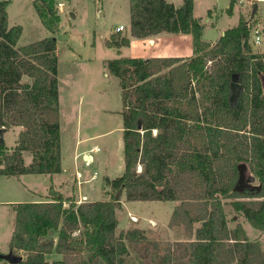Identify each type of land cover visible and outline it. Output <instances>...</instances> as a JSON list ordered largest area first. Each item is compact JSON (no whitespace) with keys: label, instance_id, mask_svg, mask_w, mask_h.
<instances>
[{"label":"trees","instance_id":"16d2710c","mask_svg":"<svg viewBox=\"0 0 264 264\" xmlns=\"http://www.w3.org/2000/svg\"><path fill=\"white\" fill-rule=\"evenodd\" d=\"M7 4L0 1V130L21 131L11 153L0 142V176L52 177L62 171L56 39L18 46L22 27L8 26ZM128 4L131 37L191 35L193 55L105 62L121 91L123 172L105 178L109 199L77 203L73 195L49 192L45 201L17 204L10 252L25 254L19 264H93L96 259L129 264L127 245L147 238L139 229L116 234L115 211L124 193L125 202H178L168 227H182L194 237L167 244L153 264H264L260 243L239 223L229 229L224 210L228 203L253 228L264 230V53L252 51L243 18L217 42L206 43L192 0L177 6L165 0ZM33 5L55 35L60 20L54 0ZM232 8L233 0L227 12ZM105 45L128 47V34H112ZM23 77L31 82H22ZM233 79L241 91L231 106ZM24 151L32 155L29 166L23 164ZM240 164L260 182L256 192L237 191ZM51 254L61 258L48 263Z\"/></svg>","mask_w":264,"mask_h":264},{"label":"rangeland","instance_id":"374dc122","mask_svg":"<svg viewBox=\"0 0 264 264\" xmlns=\"http://www.w3.org/2000/svg\"><path fill=\"white\" fill-rule=\"evenodd\" d=\"M7 2L6 14L8 26H21L22 34L18 46H25L45 38L56 39V55L58 58V96L61 106L60 145L65 156L64 166L67 181L74 182L77 169L80 173L92 174L93 183L85 185L87 179L76 180L75 188H83L88 200L99 201L109 199L110 187L105 178L112 180L119 177L124 169L122 145V106L121 91L118 79L110 75L104 60L118 59L115 52L104 46V38H110L115 28L129 22L128 0H54V10L59 16L58 30L55 35L42 24L34 8V0H0ZM231 0H192L193 16L203 28L201 39L206 43L217 42L222 33L236 27L240 18L249 22L252 27L258 26L264 33V0L234 2L231 13L227 12ZM62 4L60 10L58 4ZM257 4V11L251 19L252 6ZM252 20V21H251ZM251 27V28H252ZM128 30L120 33L127 35ZM111 34V35H110ZM156 45L165 49H176L181 55H192L191 35L164 33ZM118 39H120L118 37ZM250 45L254 53H264V41L260 45ZM150 46V45H149ZM147 41L134 40L133 44L122 51V57H141L156 49L149 47ZM191 50V52H189ZM189 52L190 54H187ZM120 58V57H119ZM235 82V79H233ZM22 82L31 80L23 77ZM4 135L7 148L15 145L16 130ZM77 137L87 138L82 148L94 147L98 151L90 153L95 161L78 159L72 161V152ZM88 155V154H86ZM85 157V156H84ZM88 163V164H87ZM142 167L137 166L140 173ZM94 172L97 175L93 174ZM240 180L237 191L256 192L260 182L246 164L239 165ZM71 180V181H70ZM85 185V186H83ZM31 189V191L29 190ZM42 193V184L34 186L29 179L4 178L0 176V200L13 197L21 200L35 198L32 190ZM51 195L56 192L49 191ZM58 194V193H56ZM74 196V195H73ZM122 193L120 202H122ZM75 198V196H74ZM76 202H88L85 197H76ZM25 203V202H23ZM118 208V227L116 234L130 229H139L147 238L146 242L128 244L129 264H153L158 256L164 253L167 244L189 242L194 237L182 227H168L172 209L178 202H124ZM228 227L241 224L250 240H257L264 253V230H257L246 219L235 213L227 203L224 206ZM14 226V215L8 206L0 207V254L10 252L9 242ZM196 227V226H195ZM235 228V227H234ZM73 236L78 237V232ZM56 239L55 235H51ZM14 255L25 259L23 252L15 251ZM84 257L88 253L84 251ZM61 256H46L48 263L59 260ZM93 264H103L96 259Z\"/></svg>","mask_w":264,"mask_h":264},{"label":"crops","instance_id":"0c3cea01","mask_svg":"<svg viewBox=\"0 0 264 264\" xmlns=\"http://www.w3.org/2000/svg\"><path fill=\"white\" fill-rule=\"evenodd\" d=\"M232 10H233V8H232ZM119 25H121V24H119ZM128 29H129V22H128L127 27H126V30H128ZM127 34H128V37H129V46H131V44H133L134 40L147 41L148 42V46L150 45L149 42L152 41L153 45H150L149 47H153V49H154V48H156V45H158V43L160 42V39H161L160 37L164 33H159L157 35H154V36H151V37H148V38H145V39L133 38V37H131L129 35V32ZM107 37L104 38V42H103L105 47H106L105 42L110 39V38H107ZM213 43H215V42H213ZM128 47H122L120 49H116V48H109V49H112L115 52L117 58H119V57L121 58L122 57V51L125 50ZM189 52H191V50H189ZM189 52H187V54H190ZM192 55H193V51H192ZM192 55H181V54H179V51L176 50V49H173V50L172 49H165V48H163L161 46H158L156 49L152 50L149 55H146L144 57L141 56V57H129V58H142L144 60H147V59L154 58V57L187 58V57H190ZM104 61H108V60H104ZM61 117H62L61 116V106H60V101H59V123H61V119H62ZM10 130H16L17 136H18L19 132L21 131V128L20 127H15L14 129H10ZM8 131L9 130L5 131L3 133V135H2L3 143H4V135ZM86 139L85 138H81V137H77L75 139V146H74L73 152H72V161H73L74 164H76L78 162V159L80 157L83 160L84 156H86V154L90 155L93 158V160H92L93 162L95 161L94 155L90 154V153H92L95 150V148L94 147L93 148L92 147L87 148L86 145L82 148V144L84 143V141ZM4 146H5V144H4ZM15 146H16V143L11 148H7L5 146V148L7 149L6 152L7 153H11ZM22 159H23V164L25 166H29L32 163V155H31V153L27 152V151H24L22 153ZM64 163H65V156H64L63 150L61 148V168H62V171H61L60 174H56V175H54L52 177H50L49 175H44V174H28V175H19V176H15V177L2 176L4 178H15L17 180H20L21 178L29 179V181L32 182L34 184V186H36L38 184H42L43 187H44V191L42 193L38 192L35 189L32 190L33 194L35 195L34 196L35 198H33V199L21 200V199H16V198H13V197L5 196V197H3V199L0 200V207L8 206L11 209V211H12V213L14 215V223H15L14 207L17 204L23 203V202H41V201H45L47 196H48V194H49V191H51V190L55 191L58 194H61V195L65 196V197L74 195L75 198L80 196V197H85V199H87L86 201H89V202H93L94 201V200H88L89 196H88V194L86 192L85 193L83 192V188L82 187H80L78 189L75 188V187H76V185L78 183V182H76V180L77 181L78 180L81 181V179H87L88 181H86L85 185H89V184L93 183L92 181H94L96 179V176L93 177L92 174L80 173L78 171V169H77L76 178L74 179V182L71 184V182L67 181V179L64 176L65 171H66V169L68 167V166L65 167ZM2 167H3V165H2V162L0 161V169ZM93 174L97 175L96 172H94ZM89 178H95V179L93 180V179H89ZM85 185H83V186H85ZM29 190L31 191V189H29ZM123 201L125 202L124 197H122V202H120L121 203V208L124 205ZM117 211H118V209L115 211V218H116L117 227H118L119 224H118V219H117V214H116ZM234 227H235V225H234ZM228 228L229 229H233V228H230V227H228ZM13 229H14V226H13ZM191 241H193V239H191ZM191 241H189V242H191Z\"/></svg>","mask_w":264,"mask_h":264},{"label":"built area","instance_id":"2783aa9c","mask_svg":"<svg viewBox=\"0 0 264 264\" xmlns=\"http://www.w3.org/2000/svg\"><path fill=\"white\" fill-rule=\"evenodd\" d=\"M165 1L168 2V3H170V4H174V5L177 6V5L182 4L185 0H165ZM243 1L244 2H246V1H249L250 2V1H257V0H233V5H234V2H238V4H243ZM254 5H256V11H257V4H253V6ZM61 6H62V4L59 3L58 6H57V7H59V10H60ZM253 6H252V10H253ZM256 11H255V13H256ZM254 15H251V19H253ZM245 25L249 28V31H250V40H251L252 44L253 45H260L264 41V33L261 30V28H258V26L252 27L251 24L249 22H246V21H245ZM125 30H126V27L121 24V25H119V26H117L115 28V33H121V32H123ZM149 44L150 45H153L152 41L149 42Z\"/></svg>","mask_w":264,"mask_h":264},{"label":"water","instance_id":"95a60500","mask_svg":"<svg viewBox=\"0 0 264 264\" xmlns=\"http://www.w3.org/2000/svg\"><path fill=\"white\" fill-rule=\"evenodd\" d=\"M255 11H256V5L253 6L252 15L255 14ZM229 87H230L229 103L231 106H233L237 101L238 95L241 91V87L234 81H232L230 83ZM4 132H5V130H3V129L0 130V142H3L2 135ZM88 157L91 158L90 155H86L84 157V160L88 161V159H87ZM0 260L8 262L10 264H19L23 261L22 257L16 256L12 252H9L6 255L0 254Z\"/></svg>","mask_w":264,"mask_h":264},{"label":"bare ground","instance_id":"6f19581e","mask_svg":"<svg viewBox=\"0 0 264 264\" xmlns=\"http://www.w3.org/2000/svg\"><path fill=\"white\" fill-rule=\"evenodd\" d=\"M96 151H98V150H96ZM96 151H95V152H96ZM93 152H94V151H93ZM87 159H88V163H91V162H92V160H93V158H92V157H91V158H89V157H88Z\"/></svg>","mask_w":264,"mask_h":264}]
</instances>
